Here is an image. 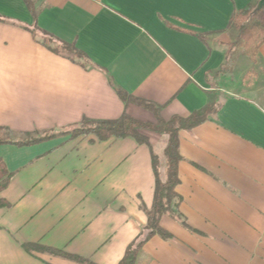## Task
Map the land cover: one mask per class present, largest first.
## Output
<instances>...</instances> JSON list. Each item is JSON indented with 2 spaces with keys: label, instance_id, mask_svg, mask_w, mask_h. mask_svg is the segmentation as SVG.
Listing matches in <instances>:
<instances>
[{
  "label": "crops",
  "instance_id": "1",
  "mask_svg": "<svg viewBox=\"0 0 264 264\" xmlns=\"http://www.w3.org/2000/svg\"><path fill=\"white\" fill-rule=\"evenodd\" d=\"M30 1L36 28L86 57L53 53L22 27L34 23L25 0H0V127L59 131L123 114L156 124L118 88L160 107L165 121L215 101V115L179 132L175 190L194 230L162 216L172 237L151 236L135 264H264V91L213 88L236 35L231 14L258 0ZM247 58L264 79V43ZM140 133L150 147L91 134L0 144L11 173L0 192V264H79L38 246L117 264L147 222L140 204L152 205L151 152L165 178L167 134Z\"/></svg>",
  "mask_w": 264,
  "mask_h": 264
},
{
  "label": "trees",
  "instance_id": "2",
  "mask_svg": "<svg viewBox=\"0 0 264 264\" xmlns=\"http://www.w3.org/2000/svg\"><path fill=\"white\" fill-rule=\"evenodd\" d=\"M25 2L33 15L34 23L32 25H22V27L29 29L33 37L39 35L42 39V45L53 53L65 56L72 61L75 59H85L86 55L73 44L64 42L57 37L36 28V15L33 2L30 0H25ZM254 6L255 3L248 4L231 14L229 26L234 25L237 28V35L233 42L227 43L226 56H228L231 50H237L242 52V54H244L245 57L247 56L251 61H255L259 46L264 43V10L257 11L251 20L246 23L249 13ZM206 34L208 33H198L197 37L204 43H207ZM117 94L122 100L134 102L151 111L156 118V124L136 121V119L129 115L123 114L121 117L109 121H94L84 118L81 123L59 131L25 132L15 134L8 128L0 127V144L12 143L16 145H29L51 138L54 139L61 135H69V138H74L79 135L91 134L99 140L107 139L109 136L115 138L133 137L137 142L146 144L150 147L147 138L140 133L141 130L147 129L157 133L167 134L168 140L163 152L166 161L165 178L164 180L160 178L157 157L151 152L152 169L155 176L152 205L149 208H146L144 205L140 204L146 214L147 222L141 230L139 237L128 246L122 259L117 263L135 264L139 250L151 236L158 235L163 239L172 237V235L160 224L162 216L168 215L170 218L178 221L182 227L184 226L191 229L179 212L180 197L175 190L179 183L178 165L179 162L183 160V157L179 152V132L181 130H193L194 127L205 122L208 117L215 115L219 107L215 101H211L206 104L205 107L194 111L187 117L173 116L165 121L160 118V107L157 105L142 99L134 98L120 88L117 89ZM10 178L11 173L8 172L5 164L0 159V192L8 185ZM0 203L3 204V201ZM31 248L32 245L27 246L28 250ZM36 249L40 251L50 250L54 254L74 260L79 264H94L82 257L66 254L61 251L39 246L36 247Z\"/></svg>",
  "mask_w": 264,
  "mask_h": 264
},
{
  "label": "rangeland",
  "instance_id": "3",
  "mask_svg": "<svg viewBox=\"0 0 264 264\" xmlns=\"http://www.w3.org/2000/svg\"><path fill=\"white\" fill-rule=\"evenodd\" d=\"M231 27L236 34L237 28L234 25ZM233 41L234 38H232L230 42ZM213 88L215 91L219 92L255 90L263 94L264 79H262L259 74H256L253 67L245 63V56L242 52L231 50L222 67V76L217 80V83L214 84Z\"/></svg>",
  "mask_w": 264,
  "mask_h": 264
},
{
  "label": "water",
  "instance_id": "4",
  "mask_svg": "<svg viewBox=\"0 0 264 264\" xmlns=\"http://www.w3.org/2000/svg\"><path fill=\"white\" fill-rule=\"evenodd\" d=\"M259 10H264V0H258L256 2L255 6L253 7V9L249 13V17H248L246 23H248L251 20V18L253 17V15Z\"/></svg>",
  "mask_w": 264,
  "mask_h": 264
}]
</instances>
